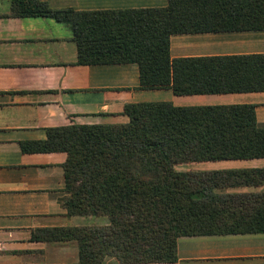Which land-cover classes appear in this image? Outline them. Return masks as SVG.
<instances>
[{"label":"trees","instance_id":"obj_1","mask_svg":"<svg viewBox=\"0 0 264 264\" xmlns=\"http://www.w3.org/2000/svg\"><path fill=\"white\" fill-rule=\"evenodd\" d=\"M15 17L68 22L81 65L135 63L139 89L175 95L264 91V54L171 59L174 34L264 30V0H168L162 8L75 12L14 0ZM123 124L48 129L23 152H64L69 215L109 224L71 228L79 264L173 263L184 236L264 233V168L178 171L187 162L264 158L252 104H126Z\"/></svg>","mask_w":264,"mask_h":264},{"label":"crops","instance_id":"obj_2","mask_svg":"<svg viewBox=\"0 0 264 264\" xmlns=\"http://www.w3.org/2000/svg\"><path fill=\"white\" fill-rule=\"evenodd\" d=\"M13 1L0 0V264H79L78 241L65 231L109 224L106 215L67 213L64 152L22 151L23 145L46 140L48 129L127 123L124 106L141 102L252 104L257 124L264 127V91L175 95L167 88L139 89L137 64H78L70 23L52 16L15 17ZM37 1L50 10L75 12L162 8L168 3ZM169 54L171 59L264 54V30L174 34ZM217 161L227 164L219 169L264 168V158ZM260 190L264 187L234 189ZM101 264L120 263L106 255ZM148 264H264V233L179 237L176 262Z\"/></svg>","mask_w":264,"mask_h":264},{"label":"rangeland","instance_id":"obj_3","mask_svg":"<svg viewBox=\"0 0 264 264\" xmlns=\"http://www.w3.org/2000/svg\"><path fill=\"white\" fill-rule=\"evenodd\" d=\"M225 161L216 162H188L178 163L175 165V169L178 171H189V170H207V169H219L227 167V164H223Z\"/></svg>","mask_w":264,"mask_h":264}]
</instances>
